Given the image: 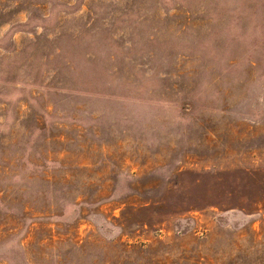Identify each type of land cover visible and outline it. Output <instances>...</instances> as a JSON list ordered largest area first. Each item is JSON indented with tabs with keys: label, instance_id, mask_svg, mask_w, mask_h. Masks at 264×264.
Wrapping results in <instances>:
<instances>
[{
	"label": "rangeland",
	"instance_id": "374dc122",
	"mask_svg": "<svg viewBox=\"0 0 264 264\" xmlns=\"http://www.w3.org/2000/svg\"><path fill=\"white\" fill-rule=\"evenodd\" d=\"M0 264H264V0H0Z\"/></svg>",
	"mask_w": 264,
	"mask_h": 264
}]
</instances>
